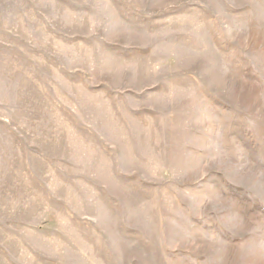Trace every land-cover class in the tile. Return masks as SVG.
Returning a JSON list of instances; mask_svg holds the SVG:
<instances>
[{"label":"rangeland","instance_id":"rangeland-1","mask_svg":"<svg viewBox=\"0 0 264 264\" xmlns=\"http://www.w3.org/2000/svg\"><path fill=\"white\" fill-rule=\"evenodd\" d=\"M0 264H264V0H0Z\"/></svg>","mask_w":264,"mask_h":264}]
</instances>
